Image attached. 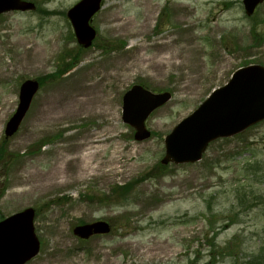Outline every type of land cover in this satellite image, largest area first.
Wrapping results in <instances>:
<instances>
[{
	"label": "rangeland",
	"instance_id": "rangeland-1",
	"mask_svg": "<svg viewBox=\"0 0 264 264\" xmlns=\"http://www.w3.org/2000/svg\"><path fill=\"white\" fill-rule=\"evenodd\" d=\"M30 1L35 11L0 16V219L35 210L40 247L26 264H264V121L210 143L194 164L160 163L180 120L237 68L264 65V2L246 17L241 0H103L83 49L66 17L79 0ZM28 79L39 89L6 138ZM133 85L171 94L144 141L121 119ZM97 137L103 167L63 171L53 185L57 161ZM97 220L108 234H73Z\"/></svg>",
	"mask_w": 264,
	"mask_h": 264
},
{
	"label": "water",
	"instance_id": "water-1",
	"mask_svg": "<svg viewBox=\"0 0 264 264\" xmlns=\"http://www.w3.org/2000/svg\"><path fill=\"white\" fill-rule=\"evenodd\" d=\"M263 0H242L245 14L250 16ZM101 0H80L67 11L76 41L87 48L95 38L89 21L100 9ZM34 9L23 0H0V14ZM38 90L35 80L24 81L19 88L16 111L7 121L5 137L13 135ZM170 99L167 92L154 94L134 85L123 95L122 119L132 126L137 141L150 133L144 127L149 114ZM264 120V67L248 65L237 69L222 87L215 89L187 117L176 124L164 140L162 164L194 163L200 160L209 142L230 137ZM34 210L26 208L0 221V264H25L39 250L33 227ZM109 225L97 221L74 228L81 239L93 234H107Z\"/></svg>",
	"mask_w": 264,
	"mask_h": 264
},
{
	"label": "bare ground",
	"instance_id": "bare-ground-1",
	"mask_svg": "<svg viewBox=\"0 0 264 264\" xmlns=\"http://www.w3.org/2000/svg\"><path fill=\"white\" fill-rule=\"evenodd\" d=\"M119 21L120 20L116 19L113 22H119ZM123 24H124L123 22H120L119 24H117V27L122 26ZM89 87H91L92 89L95 87V84L94 83L89 84ZM88 97L89 95L88 93H86L82 99L75 98L73 99V101H75L74 102L75 104L78 102H81V104L82 102L86 103V100L88 99ZM49 109L50 107H47V104H43L39 107L38 114L40 115L42 120L44 121L47 120V116L50 115V112L48 111ZM52 110L53 109L51 108V111ZM53 113L54 114L52 115V117H54V119H57V118L59 119L60 117H65L69 115L68 112L62 113L64 114L63 116H61L62 114L59 115V113L55 111H53ZM101 142H103V140H99L98 137L95 139L92 138L86 144H77L75 147L74 156H69V157L64 156L60 158L53 168L51 178L55 181H53L52 184L56 185V184L64 183L63 179H61L60 181L56 180V176L58 174L63 175V171L64 172L66 171L75 172V174H77L79 178H82V177H85L87 174H90L91 172L97 171V166H94L95 164L97 165L98 163L99 168L103 167L102 163L99 160H98L99 162L96 161L97 153H99L101 149V146L98 144ZM113 169H117V167L114 166Z\"/></svg>",
	"mask_w": 264,
	"mask_h": 264
},
{
	"label": "trees",
	"instance_id": "trees-1",
	"mask_svg": "<svg viewBox=\"0 0 264 264\" xmlns=\"http://www.w3.org/2000/svg\"><path fill=\"white\" fill-rule=\"evenodd\" d=\"M251 178H254V177H251Z\"/></svg>",
	"mask_w": 264,
	"mask_h": 264
}]
</instances>
